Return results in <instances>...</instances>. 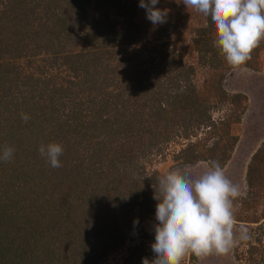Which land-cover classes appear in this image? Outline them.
Returning <instances> with one entry per match:
<instances>
[{
    "label": "rangeland",
    "instance_id": "obj_1",
    "mask_svg": "<svg viewBox=\"0 0 264 264\" xmlns=\"http://www.w3.org/2000/svg\"><path fill=\"white\" fill-rule=\"evenodd\" d=\"M56 4L54 12L64 18L62 27L46 25L36 41L21 25L0 21V151L5 146L15 149L10 162L0 161V198L17 199L16 205L26 214L31 201L48 195V183H63L59 174L72 170L76 174L67 191H78L83 200L88 196L90 204H83L81 215L80 199L72 193L63 195L68 205L73 203L74 212L63 224L66 210L57 208L62 194L54 195L56 209L50 218L58 223L51 228L61 234L69 230L74 236L73 224L99 215L110 218L105 222L118 228L117 238L106 241L109 249L97 264H121L134 246L141 253L131 264H142V258H154L150 245L155 239V211L136 213L141 219L138 226L119 242L130 209L123 207L115 215L112 204L121 195L128 196L131 180L143 182L153 172L163 178L168 171L185 167L199 175L217 160L233 183L247 189L246 197L233 201V212L236 224L247 225L252 239L238 242L227 254L188 253L181 264H264V40L252 51L251 60L232 67L214 47V24L182 2L159 0L156 7L168 14L166 23L156 26L139 0H75L73 7L72 0H57ZM78 4L82 6L77 10ZM30 5V0H0V12L13 6L23 14ZM36 11V17L43 14L41 7ZM31 17L30 13L13 21L24 25ZM41 20L51 25L50 13ZM130 23L140 28L134 40L127 39ZM49 35L57 38L48 39ZM200 36L211 46L208 54L199 50ZM138 87V93H145L135 97ZM186 88L209 107L211 126L198 127L186 120L187 110L170 103L174 92ZM156 92L163 99L160 108ZM107 101V113L97 116L100 104ZM111 102H119V107L113 110ZM21 114L31 118L25 123ZM50 142L64 149L59 157L62 167H51L39 153L40 144ZM187 148L193 158L184 155ZM112 165L124 176L117 188L107 176L114 178ZM11 174L19 175L25 187L10 185ZM143 201L136 202L135 210H143ZM38 221L49 223L41 216ZM47 242L62 243L57 235ZM143 252L149 255L141 256Z\"/></svg>",
    "mask_w": 264,
    "mask_h": 264
},
{
    "label": "clouds",
    "instance_id": "obj_2",
    "mask_svg": "<svg viewBox=\"0 0 264 264\" xmlns=\"http://www.w3.org/2000/svg\"><path fill=\"white\" fill-rule=\"evenodd\" d=\"M159 0H139L146 17L156 26L166 23L167 9L156 7ZM198 14L210 17L215 26L214 47L228 65L239 67L251 60V53L264 40V0H175ZM31 117L21 114L26 123ZM208 147H213L210 142ZM15 149L5 146L0 161L10 162ZM61 144L41 143L39 153L53 168L62 167ZM247 196L233 183L217 160L206 171L193 175L190 169L170 170L159 178L153 198L157 201L155 239L151 243L154 258H142V264H181L186 254L203 257L227 254L238 242L252 239L249 227L236 224L233 201ZM139 223L133 221L134 226Z\"/></svg>",
    "mask_w": 264,
    "mask_h": 264
},
{
    "label": "trees",
    "instance_id": "obj_3",
    "mask_svg": "<svg viewBox=\"0 0 264 264\" xmlns=\"http://www.w3.org/2000/svg\"><path fill=\"white\" fill-rule=\"evenodd\" d=\"M30 1L32 5L26 6L25 10H23L26 12H24L23 14L21 11H17L13 6H4L5 8H3L0 12V21L5 20V24H7V22L14 23L15 26L21 25L24 31L27 32L29 37L35 41L37 37H40V33L44 27L49 26L57 30L59 29V27H62V19L64 18L58 17L57 13L54 12L56 11L54 9L57 8V0ZM80 1H83L84 3L88 0ZM17 3L19 4L18 1ZM74 3L75 0H72V7ZM81 6V4L76 5L77 10L80 9ZM37 7H41V11H43V14H41L40 12V15L36 17L35 14L37 12ZM30 13L32 17L30 19L31 22L29 23H24L23 25L19 21H13V19L19 20L20 17L27 18V14ZM49 13L52 19L51 25H49L48 23L46 24L43 20H41V17H44V15ZM132 13L133 12H131V14ZM207 19L208 22L212 25L213 23L211 22L210 17H207ZM33 23L35 24V26ZM129 25L131 34L127 36V39L134 40L135 35H137L140 28L137 23H130ZM15 33L18 34V32ZM51 37L57 38L56 36H47L48 39H51ZM197 38V41L203 40V42H201L202 47H200L199 50L203 51V55L204 53L208 54L211 48L208 41L201 36ZM172 55L176 56L175 53H173ZM170 63L172 64L173 60ZM142 88L143 87L141 86V89ZM136 89L135 91H133L135 97L145 93L144 91L138 93L139 87ZM155 94H157L154 95L155 98L159 96L156 99V102L158 103L156 104V107L158 105V107L160 108L161 102L163 101V99L161 98L162 96H160L158 92H156ZM235 97L237 96H234V98ZM104 103L100 104V107L97 110V116L102 117V115H105V113H107L106 111L109 107L108 101ZM170 103H172L176 109H180L183 111L187 110V114H184L187 117L186 120L190 119L191 121H195L198 127L202 125L211 126V123L213 124L208 112L209 107L195 95L193 96L192 90L189 91L188 88L184 89L181 92H174L172 102ZM111 104L113 110L119 107V102H111ZM153 107H155V105L152 106V108ZM79 117L80 116H76L75 119H78ZM139 117H142V115H140ZM106 119L107 121L110 120L109 117H107ZM81 121L83 120L80 119L78 123ZM109 123L110 122H108V124ZM187 123L190 124L192 122L187 121ZM80 127H83V125ZM131 130V128H128V134L131 133ZM184 155L190 156L191 158L194 157L190 148L184 150ZM187 156H184V158L188 159L189 157ZM36 164L38 163H35V165ZM37 170L41 169L36 168V172H38ZM63 171L65 175L59 174V180H61V182L63 183L50 184L47 182L49 186L47 190L48 195H38L36 200L31 201L29 206L31 208L34 206V208L31 209L27 207L30 210L26 214H22L21 207H18L16 205L17 199L13 200L12 198H10V200L3 201V199L0 198V264H97L102 259V257L107 254L109 246L106 241L115 240L118 234L117 227L112 229V225L110 224L111 222H105L106 219L110 218L104 219L99 215L88 222L85 221L82 225L73 224L75 229L71 231L76 233L74 234V236H70L69 230L64 234H61V232H57L60 229L51 228V224L56 223L57 225L58 223V221H53L54 219L51 220L50 218V213H54L53 210L56 209V204L53 199L54 195L62 194L59 201L62 204H59V206L57 207L61 211L66 210L65 216L63 215L64 219H62V223L65 224V221L67 219L69 220L74 217V212L71 209V207H73V203L68 205L66 201L67 199L64 200L63 195L69 194L71 196L72 191L70 190L68 192L67 189L69 188V186H71L76 173L72 174V170H70L69 172L64 169ZM110 173L114 175V178L111 179V176L108 173L107 176H109L110 178L109 182L113 185L115 184V187L117 188L118 185L123 181L124 176L123 174L120 175L119 172L117 173L114 165L111 166ZM152 176L155 178V181L150 180ZM159 178H161L159 174L157 172H153L149 174V178L143 182L131 180L128 196L121 195V198L118 199L119 202L116 200L115 204L113 203L110 207V210L115 215H117L119 213V210L123 207H129V214H127L130 216L132 215L130 214V212L132 211L131 209H133L134 211V219L132 220V222H130L131 217L129 216L130 221L127 222V227L125 228L124 233L121 234L119 242H123L126 234L130 229H134L136 226H138L139 223L135 226L133 224V221L135 219H138L139 222L141 220L135 215L136 213L139 212L141 214L143 213V211L146 213H153L155 211L154 207L157 201L153 198V193L154 188L157 186ZM15 182L18 183V187L14 186L13 183ZM9 183L10 185L12 184L16 189H18L19 186H21L22 188L25 187V184L23 183V180L20 179L19 175L16 176L15 174H11V182ZM77 193L78 191L72 194L74 197L80 199L78 203L80 207L79 214L83 215L85 210L82 208V206L84 203L90 204V198L88 196H85L83 200ZM141 199L144 200L143 203L145 202L143 210L142 207L140 208V210H135V205ZM14 213L17 216H14ZM59 215L62 216V213L59 212ZM40 216L44 220H49V223L45 224L39 222L38 219ZM48 228L50 229V231L48 230ZM49 235H51L52 240L53 237L57 235L62 243L57 246H52V242H47V238H51ZM138 248L140 247L134 246L133 248H131L130 254L125 256L121 264H131V261L138 259L137 256L141 253V250ZM147 255L149 254L144 253L141 256Z\"/></svg>",
    "mask_w": 264,
    "mask_h": 264
}]
</instances>
